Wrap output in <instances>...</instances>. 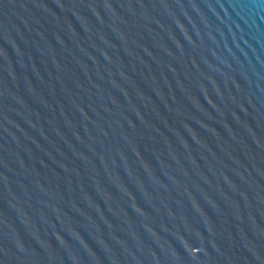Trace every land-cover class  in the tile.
Masks as SVG:
<instances>
[{
	"label": "water",
	"instance_id": "obj_1",
	"mask_svg": "<svg viewBox=\"0 0 264 264\" xmlns=\"http://www.w3.org/2000/svg\"><path fill=\"white\" fill-rule=\"evenodd\" d=\"M0 264H264V0H0Z\"/></svg>",
	"mask_w": 264,
	"mask_h": 264
}]
</instances>
